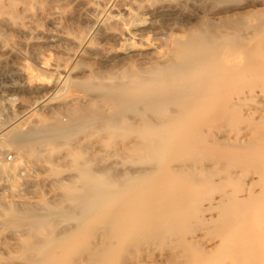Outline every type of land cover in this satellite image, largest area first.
Listing matches in <instances>:
<instances>
[{
  "label": "bare ground",
  "instance_id": "6f19581e",
  "mask_svg": "<svg viewBox=\"0 0 264 264\" xmlns=\"http://www.w3.org/2000/svg\"><path fill=\"white\" fill-rule=\"evenodd\" d=\"M243 1L0 0L40 94L0 126V264H264V11L191 12Z\"/></svg>",
  "mask_w": 264,
  "mask_h": 264
},
{
  "label": "rangeland",
  "instance_id": "374dc122",
  "mask_svg": "<svg viewBox=\"0 0 264 264\" xmlns=\"http://www.w3.org/2000/svg\"><path fill=\"white\" fill-rule=\"evenodd\" d=\"M234 8L235 9H232L231 11H223L221 13L212 14L209 13V10L206 9V6H202L201 8H192L191 12L194 18H209L216 21L222 18L223 21L224 19L236 18L239 15L252 11H264V0H244L240 4L235 5ZM3 31L4 30L0 28V42H3L1 39ZM1 54L2 53H0V105L2 109L0 110V126L9 125L10 120L14 115V111L17 112L18 104L21 103V101H29L40 95L35 94L34 96L16 89L20 84L23 83V79L17 75L11 74V61L8 59L6 60V58H4ZM2 58H4V60ZM13 148L14 147L8 148L9 150H7L4 155L2 154L0 159L7 163H13L18 160L20 154L16 148ZM0 191L2 193L5 192V190Z\"/></svg>",
  "mask_w": 264,
  "mask_h": 264
}]
</instances>
